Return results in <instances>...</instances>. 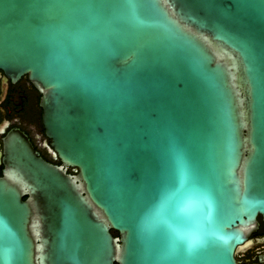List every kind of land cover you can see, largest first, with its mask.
I'll return each instance as SVG.
<instances>
[{
    "label": "water",
    "instance_id": "95a60500",
    "mask_svg": "<svg viewBox=\"0 0 264 264\" xmlns=\"http://www.w3.org/2000/svg\"><path fill=\"white\" fill-rule=\"evenodd\" d=\"M0 69L38 89L59 155L16 125L1 134L0 264L249 259L236 254L264 221V0H0Z\"/></svg>",
    "mask_w": 264,
    "mask_h": 264
},
{
    "label": "flooded vegetation",
    "instance_id": "af4514ba",
    "mask_svg": "<svg viewBox=\"0 0 264 264\" xmlns=\"http://www.w3.org/2000/svg\"><path fill=\"white\" fill-rule=\"evenodd\" d=\"M36 94H38V89L34 87L28 75L10 81V77L0 69V158L2 155L1 134H5L6 129L11 125H16L20 129L27 130L26 134L32 144H35L34 147L38 150V154H42L41 157L49 161H59V155L55 148L48 142L52 139L44 134L40 115L41 105L37 101ZM39 128L41 129V137L43 136L41 141L39 131H37ZM1 165L2 163H0ZM67 170L71 173L77 172L74 167H67ZM258 220L259 227L250 236L252 242L236 254L239 263L244 262L243 258L249 257L245 264H250L251 261L257 260L256 253H264V221L262 216H259ZM111 232L117 231L111 229ZM257 264H264V259L263 261L258 260Z\"/></svg>",
    "mask_w": 264,
    "mask_h": 264
},
{
    "label": "snow or ice",
    "instance_id": "6c2138e0",
    "mask_svg": "<svg viewBox=\"0 0 264 264\" xmlns=\"http://www.w3.org/2000/svg\"><path fill=\"white\" fill-rule=\"evenodd\" d=\"M190 198H191V193H185L183 200L179 203L177 207L178 212H183L186 210V202ZM170 234L174 238L187 242L189 248H194L200 243L198 238L193 234L191 230H184V231L172 230Z\"/></svg>",
    "mask_w": 264,
    "mask_h": 264
},
{
    "label": "trees",
    "instance_id": "16d2710c",
    "mask_svg": "<svg viewBox=\"0 0 264 264\" xmlns=\"http://www.w3.org/2000/svg\"><path fill=\"white\" fill-rule=\"evenodd\" d=\"M2 173L0 172V175H1Z\"/></svg>",
    "mask_w": 264,
    "mask_h": 264
}]
</instances>
